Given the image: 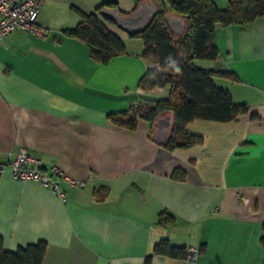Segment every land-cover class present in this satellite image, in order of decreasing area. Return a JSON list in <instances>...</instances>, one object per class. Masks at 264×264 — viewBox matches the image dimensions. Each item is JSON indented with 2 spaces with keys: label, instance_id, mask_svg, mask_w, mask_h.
Segmentation results:
<instances>
[{
  "label": "crops",
  "instance_id": "1",
  "mask_svg": "<svg viewBox=\"0 0 264 264\" xmlns=\"http://www.w3.org/2000/svg\"><path fill=\"white\" fill-rule=\"evenodd\" d=\"M145 1L160 2L45 0L38 22L47 36L16 30L0 41L3 247L44 241L41 264H264V16L217 26L219 57L194 60L225 74L214 77L216 86L247 112L228 122L194 119L185 130L202 142L169 149L153 139L169 114L153 125L140 119L133 130L111 118L169 95L170 85L139 86L148 69H160L142 56V40L100 14L126 50L101 63L64 33L103 4L125 15ZM173 23L187 25L178 16ZM22 148L78 185L60 181L62 199L38 182L15 180L9 167ZM161 212L173 222L158 223ZM164 239L197 249L194 260L156 255Z\"/></svg>",
  "mask_w": 264,
  "mask_h": 264
},
{
  "label": "trees",
  "instance_id": "2",
  "mask_svg": "<svg viewBox=\"0 0 264 264\" xmlns=\"http://www.w3.org/2000/svg\"><path fill=\"white\" fill-rule=\"evenodd\" d=\"M106 6L115 8L116 4H103L74 28L64 31L65 35L82 40L89 47L92 57L101 63H107L126 51L123 41L100 17ZM156 8L155 15L145 28L131 37L142 40V56L155 61L160 67L148 69L140 79L139 86L152 89L170 85L169 95L153 105H134L126 112L111 115V118L117 125L133 130L140 119L153 125L158 117L169 114L171 125L165 146L169 149L190 147L200 144L202 137L185 130L188 122L197 118L233 121L248 109L244 103H235L228 90L216 86L214 77L225 74L198 68L194 60L217 59L219 54L214 43L216 27L242 25L264 16V0H228L222 8L213 0H160ZM167 14L186 21L183 33L178 34L170 28ZM178 172L174 173V177L183 179L184 174L179 172L178 175ZM166 222L172 223L173 218L161 212L158 223ZM45 253L44 241L19 247L16 251H6L0 236V264H41ZM154 253L184 258L187 250L171 245L164 239L154 246Z\"/></svg>",
  "mask_w": 264,
  "mask_h": 264
},
{
  "label": "built area",
  "instance_id": "3",
  "mask_svg": "<svg viewBox=\"0 0 264 264\" xmlns=\"http://www.w3.org/2000/svg\"><path fill=\"white\" fill-rule=\"evenodd\" d=\"M45 0H0V41L9 33L22 30L34 36L43 37L50 30L38 22L40 6ZM12 178L19 181H35L62 199L63 192L59 189V182L64 181L70 186H77L78 182L66 175L57 165L52 164L48 168L42 165V161L30 154L26 149L19 150L9 167ZM197 249L189 248L187 257L193 261Z\"/></svg>",
  "mask_w": 264,
  "mask_h": 264
},
{
  "label": "water",
  "instance_id": "4",
  "mask_svg": "<svg viewBox=\"0 0 264 264\" xmlns=\"http://www.w3.org/2000/svg\"><path fill=\"white\" fill-rule=\"evenodd\" d=\"M157 11L156 5L151 1L142 2L137 8L130 14H121L116 8L104 7L101 14L104 18L111 20L118 26L122 31L129 35H134L140 30L144 29L149 23L151 18ZM177 18L172 14H167L166 19L170 28L181 34L184 32V24H181V28L178 29L173 23V19ZM181 20V19H180ZM183 22V20H181ZM170 128V116H164L159 118L154 132V141L159 145H164Z\"/></svg>",
  "mask_w": 264,
  "mask_h": 264
},
{
  "label": "rangeland",
  "instance_id": "5",
  "mask_svg": "<svg viewBox=\"0 0 264 264\" xmlns=\"http://www.w3.org/2000/svg\"><path fill=\"white\" fill-rule=\"evenodd\" d=\"M228 1V0H227ZM227 4V3H226Z\"/></svg>",
  "mask_w": 264,
  "mask_h": 264
}]
</instances>
